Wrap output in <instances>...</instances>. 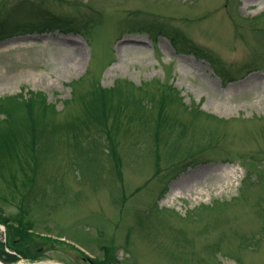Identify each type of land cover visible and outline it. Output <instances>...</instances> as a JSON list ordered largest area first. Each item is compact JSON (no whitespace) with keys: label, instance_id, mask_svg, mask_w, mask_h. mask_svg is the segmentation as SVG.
<instances>
[{"label":"rangeland","instance_id":"1","mask_svg":"<svg viewBox=\"0 0 264 264\" xmlns=\"http://www.w3.org/2000/svg\"><path fill=\"white\" fill-rule=\"evenodd\" d=\"M7 248L264 264V0H0Z\"/></svg>","mask_w":264,"mask_h":264},{"label":"trees","instance_id":"2","mask_svg":"<svg viewBox=\"0 0 264 264\" xmlns=\"http://www.w3.org/2000/svg\"><path fill=\"white\" fill-rule=\"evenodd\" d=\"M55 19L59 21L58 23H60L62 21H64V22L67 21V20H63V18H55ZM44 24L50 26L51 28H53L55 25H57V24H54V23H51V22H49L48 24L46 22H44ZM59 26H61V25H59ZM62 27H63V25H62ZM42 31H45V30H42ZM24 105L26 106V108H29L28 105H30V107H33L32 105H35V104L34 103H26ZM6 137L7 136H4L3 139H5ZM32 141H37V133H36L35 127H33L31 125H28L24 130L15 129V137H14V142H15V155L17 157H19L18 153H16V150H18V152H19L22 149H23L22 152L24 154H26L28 151L25 150V149H28V146H29V144ZM11 143H12V145L14 147V143L13 142H11ZM22 144L24 145L25 148H23V145ZM24 154H22L21 156L22 157H28V154L27 155H24ZM33 171H34V169H33ZM25 176H27V173L25 174ZM2 252L4 253V251H2ZM0 258H2L1 255H0ZM6 260L7 261H12V262H15L16 261L15 257H13V256L6 257ZM104 263L106 264V262H104Z\"/></svg>","mask_w":264,"mask_h":264},{"label":"water","instance_id":"3","mask_svg":"<svg viewBox=\"0 0 264 264\" xmlns=\"http://www.w3.org/2000/svg\"><path fill=\"white\" fill-rule=\"evenodd\" d=\"M0 263H1V264H11V263L3 262V261H1V260H0Z\"/></svg>","mask_w":264,"mask_h":264},{"label":"bare ground","instance_id":"4","mask_svg":"<svg viewBox=\"0 0 264 264\" xmlns=\"http://www.w3.org/2000/svg\"><path fill=\"white\" fill-rule=\"evenodd\" d=\"M1 264V263H0Z\"/></svg>","mask_w":264,"mask_h":264},{"label":"flooded vegetation","instance_id":"5","mask_svg":"<svg viewBox=\"0 0 264 264\" xmlns=\"http://www.w3.org/2000/svg\"><path fill=\"white\" fill-rule=\"evenodd\" d=\"M93 264V263H92Z\"/></svg>","mask_w":264,"mask_h":264}]
</instances>
